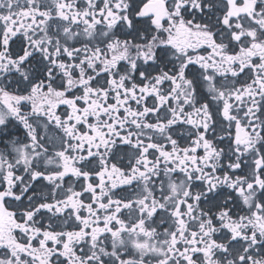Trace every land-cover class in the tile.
Segmentation results:
<instances>
[{"label":"snow or ice","instance_id":"1","mask_svg":"<svg viewBox=\"0 0 264 264\" xmlns=\"http://www.w3.org/2000/svg\"><path fill=\"white\" fill-rule=\"evenodd\" d=\"M0 264H264V0H0Z\"/></svg>","mask_w":264,"mask_h":264}]
</instances>
